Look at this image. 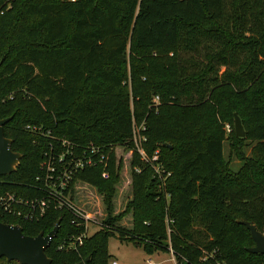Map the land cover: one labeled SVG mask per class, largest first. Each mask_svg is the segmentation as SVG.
<instances>
[{
    "label": "trees",
    "instance_id": "1",
    "mask_svg": "<svg viewBox=\"0 0 264 264\" xmlns=\"http://www.w3.org/2000/svg\"><path fill=\"white\" fill-rule=\"evenodd\" d=\"M200 50L202 63L187 58ZM235 112L245 135L231 134L225 156L224 123L234 124ZM6 117L4 136L22 157L0 176V195L46 207L30 220L0 204V221L30 236L59 221L45 250L51 264H109L111 237L148 255L168 252L176 264H264L237 222L264 234V0H0ZM62 140L79 156L98 148L106 160L74 172L59 194L45 177L59 165ZM123 150L130 194L116 212ZM77 183L102 197L106 218L90 235L59 205L76 203Z\"/></svg>",
    "mask_w": 264,
    "mask_h": 264
},
{
    "label": "water",
    "instance_id": "2",
    "mask_svg": "<svg viewBox=\"0 0 264 264\" xmlns=\"http://www.w3.org/2000/svg\"><path fill=\"white\" fill-rule=\"evenodd\" d=\"M10 118L0 119V176L12 173L22 157L19 152L11 149V140L4 136L3 125ZM234 132L237 137L245 135L240 117L236 113H234ZM237 222L247 227L254 242L247 251L264 254V234L248 221ZM58 227L59 221L46 235L39 233L30 236L23 233L21 226L0 221V257H5L8 261L15 260L19 264H51V259L46 255L45 250L56 235ZM88 259L89 257H86L84 261L75 264H84Z\"/></svg>",
    "mask_w": 264,
    "mask_h": 264
},
{
    "label": "rangeland",
    "instance_id": "3",
    "mask_svg": "<svg viewBox=\"0 0 264 264\" xmlns=\"http://www.w3.org/2000/svg\"><path fill=\"white\" fill-rule=\"evenodd\" d=\"M214 50L218 47V45H211ZM203 50H200L198 53L195 54H187L188 57H192L193 59L197 61L203 60ZM216 68L220 73L223 72L225 69L224 66H217ZM156 97L153 98V101H155ZM236 113V112H235ZM237 114V113H236ZM234 124L231 123H224V130L227 136V139L224 142V155H228L229 151V145L231 143V134L234 132ZM118 148L116 151L117 153L122 152ZM123 159L126 157V162L124 163L126 167L123 170V175L121 176V183H120V189L117 191V195L115 197V211L119 212L122 211L125 207V204L127 202V199L130 194V186L127 181V178L129 176V168L127 166V152L124 151ZM246 154H249V148L246 149ZM239 163L237 159L233 156L232 157V165L237 166ZM75 202L78 205V207H81L84 211L90 213L95 221H101L103 218H106V213L104 210V205L102 203V197L99 195L96 190L92 187H89L87 185H83L81 183H77L75 186ZM131 213L126 214L123 217L122 224L125 226H129L131 222ZM97 228L96 226H93L89 224V234H92ZM108 250L109 253L112 255L109 264H111L112 260H116L117 264H176L174 261V258H172V255L168 252H156L152 255L146 254L141 247L135 246L131 243H124L120 242L117 237H111L109 239L108 243ZM151 261H150V260Z\"/></svg>",
    "mask_w": 264,
    "mask_h": 264
},
{
    "label": "built area",
    "instance_id": "4",
    "mask_svg": "<svg viewBox=\"0 0 264 264\" xmlns=\"http://www.w3.org/2000/svg\"><path fill=\"white\" fill-rule=\"evenodd\" d=\"M2 13V12H1ZM157 97L154 102H157ZM35 129V128H34ZM62 145L65 146L66 149H63L57 156L59 165H48V171L45 177L46 186L53 193H62L67 185L69 178L71 175L77 170L83 168L85 165L91 166L96 163L104 164L106 156L103 154L100 149H96L94 147L91 148L89 154L87 152H83L81 156L75 154L72 151V146L69 145L66 140H62ZM137 151L141 155L143 159H145L144 151L137 147ZM94 154L97 157H92ZM68 157V160L66 159ZM158 159V152L155 151L153 156L149 159L150 162L156 161ZM147 160V159H146ZM155 170H158V165H154ZM108 174L103 170L102 177L107 178ZM0 204L3 206L4 210L12 215H16L18 217H23L25 219H37L39 216L43 215L46 207V202L44 200H27L23 197L16 196L14 194L6 193L4 195H0ZM65 204L66 207L77 217H79L82 222L81 224L84 227V235L89 234V224L96 226V230L100 228V222L95 221V219L91 216L90 213L78 207L76 203L70 200H65L64 202H60L59 205ZM26 207L28 209H26ZM72 224L75 225V222L72 221ZM95 230V231H96ZM79 243H81V236L76 238ZM73 242V241H72ZM111 264H117L116 260H112Z\"/></svg>",
    "mask_w": 264,
    "mask_h": 264
},
{
    "label": "crops",
    "instance_id": "5",
    "mask_svg": "<svg viewBox=\"0 0 264 264\" xmlns=\"http://www.w3.org/2000/svg\"><path fill=\"white\" fill-rule=\"evenodd\" d=\"M172 255V254H171ZM172 258H173V256H172ZM114 260V259H113ZM150 260V259H149ZM151 261V260H150Z\"/></svg>",
    "mask_w": 264,
    "mask_h": 264
}]
</instances>
